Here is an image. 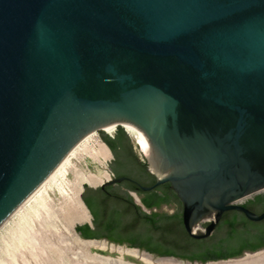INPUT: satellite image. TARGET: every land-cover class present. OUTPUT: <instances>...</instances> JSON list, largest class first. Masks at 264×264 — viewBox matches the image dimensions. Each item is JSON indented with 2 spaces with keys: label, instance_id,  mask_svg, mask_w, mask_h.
Instances as JSON below:
<instances>
[{
  "label": "water",
  "instance_id": "1",
  "mask_svg": "<svg viewBox=\"0 0 264 264\" xmlns=\"http://www.w3.org/2000/svg\"><path fill=\"white\" fill-rule=\"evenodd\" d=\"M121 122L154 177L141 187L167 181L190 236L229 208L264 217L241 204L264 189V0H0V224Z\"/></svg>",
  "mask_w": 264,
  "mask_h": 264
},
{
  "label": "trees",
  "instance_id": "2",
  "mask_svg": "<svg viewBox=\"0 0 264 264\" xmlns=\"http://www.w3.org/2000/svg\"><path fill=\"white\" fill-rule=\"evenodd\" d=\"M101 139L109 147V149L116 154V145L120 146L123 153L124 168L129 165L135 166L143 170L146 166L144 160H137L136 154L132 151L131 143L128 140L127 134L122 126L117 125L112 135L101 134ZM110 170L114 173H122L123 168H117L110 164ZM81 199L85 206L91 207L88 200L80 193ZM177 196L170 188L169 183L156 184L150 191L149 195L142 198V203L146 207H157L160 203L170 202L176 203ZM245 207L258 212L264 208V191L255 193L252 197L246 198L241 202ZM126 208L139 210V206L130 200L125 205ZM142 212V211H140ZM93 222L96 224V213L93 211ZM144 221L148 225L143 232V238L146 241L152 239L158 240L155 243H140L138 244L134 239L135 236L130 234L125 241L118 238L115 242H125L128 246H134L139 249L157 254V255H171L187 260H197L204 262L206 260H215L221 258H228L240 255L245 250H256L264 247V217L258 220H251L236 209L224 210L212 230L207 236L195 238L190 236L184 229L181 221V211L177 206L169 213H158L151 211L150 213L142 212ZM117 215V214H115ZM136 216V215H135ZM126 221H119L116 216L109 217L106 220V226L112 227L120 224L121 226H130L135 224L136 217ZM89 228L87 223L75 224L74 229ZM84 231L80 233L82 237L96 236L91 231ZM111 233L114 230H110Z\"/></svg>",
  "mask_w": 264,
  "mask_h": 264
},
{
  "label": "rangeland",
  "instance_id": "3",
  "mask_svg": "<svg viewBox=\"0 0 264 264\" xmlns=\"http://www.w3.org/2000/svg\"><path fill=\"white\" fill-rule=\"evenodd\" d=\"M117 125L119 124H116L115 126ZM124 131L131 140L134 149L138 153V157L141 158L140 160L145 161L143 150L137 142L136 137L133 136V134H131L129 131ZM101 132L104 134L106 133L102 128L96 129L94 132V138L98 143V146L96 145L95 147L104 148L107 153L106 158L103 160L98 154L96 155V159L84 155L80 157V159H73V163H75L77 168H83L86 172L99 175L103 174L106 170L109 176L111 175L109 168L111 153L107 146L101 141ZM65 177L68 181H73V171H67L65 173ZM81 185L83 187L85 182H82ZM80 191L78 193L79 197ZM49 197L53 198L55 201V208H57L55 209V213L59 221L68 222L73 228L75 224L86 219L79 218L77 209L73 203L66 198V196H61L55 192L51 193ZM162 209L171 210L172 207L162 206ZM4 221L0 224V264H90L87 261H83L85 257L89 258L95 254L114 255L112 251L98 248L96 246H90L89 249L84 253H77L78 247L75 244H70V240L67 235H65L63 232H56L52 226H50V224L40 222L36 219H33V217H31L30 223H21L19 225L13 226L11 229L6 228L7 224L11 223V220L9 219L5 225ZM82 241L86 240L82 239ZM95 241L105 242L104 240L98 238ZM106 243L109 244V242ZM113 244L116 245L118 243ZM116 246L135 248L134 246H128L126 244H118ZM138 250L141 252L140 249ZM124 258L131 261H138L136 257L130 256L128 254H124ZM155 258L169 259L166 261H173V263L175 261H182L184 264H264V247L253 251H244L238 256L224 259L206 260L204 262L197 260H187L178 257Z\"/></svg>",
  "mask_w": 264,
  "mask_h": 264
},
{
  "label": "bare ground",
  "instance_id": "4",
  "mask_svg": "<svg viewBox=\"0 0 264 264\" xmlns=\"http://www.w3.org/2000/svg\"><path fill=\"white\" fill-rule=\"evenodd\" d=\"M116 124L112 123L108 126L101 127L103 130L111 131ZM126 131L136 137L137 142L143 150L142 140L139 132L134 126L127 122H121ZM95 130H91L84 134L59 160L51 172L37 185V187L6 217L7 221L10 219L11 223L7 224L6 228L11 229L15 225L21 223H30L31 217L40 222L50 224L56 232H63L68 236L70 244H75L78 249L77 253H84L90 246L112 251V254H95L89 258H84L90 264H184L182 261H166L169 259L155 258L166 256H151L145 252H140L136 248H125L123 246H116L114 244H107L103 241H95L97 239H84L79 237L74 231L70 223L61 222L57 219L55 213V201L50 198L51 193H58L61 196H66L70 200L79 213V218L86 217V210L78 195L82 187V182L94 185L108 178L107 171L103 174H95L86 172L83 168H77L73 159L86 155L96 159V155H100L104 160L106 158V151L104 148H97L98 143L94 138ZM144 152V150H143ZM67 171H73L74 180L68 181L65 177ZM45 229V228H44ZM86 240V241H82ZM80 245V246H79ZM255 253V252H254ZM124 254L136 257L138 261H131L124 258ZM255 256V255H254ZM176 259V258H174ZM181 260V259H180ZM227 260V259H226ZM230 260V259H229ZM189 264V263H187Z\"/></svg>",
  "mask_w": 264,
  "mask_h": 264
},
{
  "label": "flooded vegetation",
  "instance_id": "5",
  "mask_svg": "<svg viewBox=\"0 0 264 264\" xmlns=\"http://www.w3.org/2000/svg\"><path fill=\"white\" fill-rule=\"evenodd\" d=\"M116 128V126H115ZM126 130V129H125ZM101 134L104 135L103 132ZM108 135L107 133H105ZM109 136V135H108ZM128 137V135H127ZM129 142L131 143V140L128 137ZM101 141L105 144V142L101 139ZM106 145V144H105ZM132 151L134 154H136L135 158L137 160H140L141 158L138 157V153L134 149L132 143L130 144ZM107 146V145H106ZM108 150L111 153V159L109 161V166L112 164L113 166L117 168H123L124 171L122 173H114L113 171L110 170L112 173L109 177H117V176H123L119 180H112L108 181L105 183L99 182L94 185H90L88 183H85L83 187L81 188L80 193L82 192L83 197L88 200L90 203L91 207H87V218L80 222L79 224L87 223L88 227L87 230L85 229H80L78 231L79 235L80 233L84 231H89L90 228H93L91 233H93L96 236L92 237H83V238H98L102 239L105 242H109V244L117 243L115 242L118 238L123 239L122 241H125L127 239V236L132 234L135 236V241L140 244V243H148L152 242L155 243L158 240L152 239L149 241H146L143 238V232L147 229L148 225L143 219L142 212L150 213L151 211H156L158 213H169L173 210L175 206L178 207V209L181 211L182 205L180 200L178 199L176 203L170 202L169 204L167 203H160L157 207H146L142 203V198H144L146 195L150 194V191L155 185L151 186L150 188H142V185H150L154 181V177L152 174H150L146 168L143 170H140L139 168L129 165L128 168H124L125 166L123 165V153L120 149L119 145H116V154L114 155L113 152L109 149L107 146ZM110 168V167H109ZM106 178L105 180H108ZM165 182V181H164ZM161 182V183H164ZM160 183V184H161ZM264 191H258L262 192ZM256 192V193H258ZM255 194V193H254ZM254 194L248 196L252 197ZM129 198L131 201L136 203L139 206V210H133L132 208H126L125 205L128 204ZM81 199V196H80ZM245 200V199H244ZM83 202V200L81 199ZM84 204V202H83ZM242 204V203H241ZM85 205V204H84ZM162 206H171V210H164L162 209ZM229 209H234V208H229ZM264 209V208H263ZM238 210V209H236ZM262 210V209H261ZM260 210V211H261ZM93 211L96 213V224L93 222ZM142 211V212H140ZM240 211V210H239ZM258 211V212H260ZM223 212V211H222ZM117 214V215H115ZM114 217L116 216V219L119 221L126 222L130 220L133 215L136 217V222L133 225L130 226H121L120 224L108 227L106 226V220L109 219V217ZM220 218V217H219ZM89 220V222H88ZM207 221H203L202 224H206ZM216 224V223H215ZM110 230H114V232L111 233ZM82 237V236H81ZM118 244H126L125 242H121ZM116 244V245H118ZM127 245V244H126ZM154 254V253H152Z\"/></svg>",
  "mask_w": 264,
  "mask_h": 264
},
{
  "label": "built area",
  "instance_id": "6",
  "mask_svg": "<svg viewBox=\"0 0 264 264\" xmlns=\"http://www.w3.org/2000/svg\"><path fill=\"white\" fill-rule=\"evenodd\" d=\"M114 129H115V126H114V128H113L111 131H106V130H104V131H105L108 135H112ZM124 130H125V129H124ZM111 174H112V173H111Z\"/></svg>",
  "mask_w": 264,
  "mask_h": 264
},
{
  "label": "crops",
  "instance_id": "7",
  "mask_svg": "<svg viewBox=\"0 0 264 264\" xmlns=\"http://www.w3.org/2000/svg\"><path fill=\"white\" fill-rule=\"evenodd\" d=\"M83 203V202H82ZM83 206H84V204H83ZM85 207V206H84ZM85 210H86V208H85ZM87 216H88V214H87V211H86V217L85 218H87ZM82 222V221H81ZM88 222H89V220H88ZM80 223V222H79ZM78 223V224H79ZM131 248V247H130Z\"/></svg>",
  "mask_w": 264,
  "mask_h": 264
}]
</instances>
